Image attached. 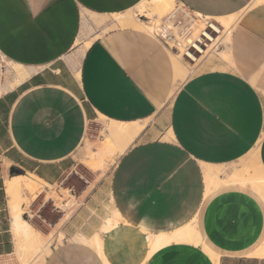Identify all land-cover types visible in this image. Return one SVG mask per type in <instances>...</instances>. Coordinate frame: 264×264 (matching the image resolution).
<instances>
[{"label": "crops", "instance_id": "0c3cea01", "mask_svg": "<svg viewBox=\"0 0 264 264\" xmlns=\"http://www.w3.org/2000/svg\"><path fill=\"white\" fill-rule=\"evenodd\" d=\"M142 1L0 0V262L16 243L6 181L19 175L39 187L42 181L44 190L28 193L30 202L38 196L56 203L46 195L50 186L63 203L66 179L78 166L74 155L101 115L149 122L102 182L107 192L87 181L70 194L85 203L106 195L101 221L81 224L77 234L93 235L114 211L121 219L103 233L104 257L64 230L43 264H210L190 245L163 249L146 263L148 233L193 222L221 264L258 260L249 254L264 241V201L244 185H224L205 197L202 164L230 170L256 148L264 164V140L258 144L264 136V0H176L206 17L239 19L220 48L230 61L206 60L170 103L175 68L168 47L155 34L114 27L106 17ZM94 27L108 31L87 41ZM169 129L174 137L167 140Z\"/></svg>", "mask_w": 264, "mask_h": 264}, {"label": "bare ground", "instance_id": "6f19581e", "mask_svg": "<svg viewBox=\"0 0 264 264\" xmlns=\"http://www.w3.org/2000/svg\"><path fill=\"white\" fill-rule=\"evenodd\" d=\"M174 1L175 0H143L136 7L137 11L130 9L123 13L112 14V26L120 28H135L155 34L157 36L160 34L161 30L162 35L164 29L158 18L165 16L169 12V9L173 6ZM259 1L261 0H257V2ZM142 16H146L148 21L144 20ZM156 16H158V18H155ZM209 19L213 20L210 21ZM238 19L239 17L237 15L230 17L219 16L216 18L206 17L199 24L196 23L198 27H196L195 32H193V38H190L188 41L189 43H192L193 46L197 47L203 54V49L200 47L202 49L201 50L199 46L194 43V39H199V31H203L207 38L213 41L214 37L207 31V24L209 23V27L215 32H224L225 42L229 43L231 40V31L237 24ZM213 21H216V24L218 23L221 25L223 27V31ZM169 25L171 29H174L177 38L181 37L178 34L177 28L173 27L171 24ZM220 38L214 39L217 40L216 42H219L221 40ZM213 45L214 42L212 47H217L216 43V46ZM180 49V46L175 42H169V50L173 57L175 68V89L169 97V102L172 101L176 90L180 88L182 83H184L187 78V69L185 67V63L181 58V54L179 51H177ZM175 51H177V53ZM204 51L205 53L206 51L208 52V50ZM218 55L227 61H230L231 59V54L226 49L219 51ZM190 56L194 58V55ZM195 60H197V58H195ZM106 119V117L102 116L105 132L104 138L97 144L98 152L87 162V165L95 171L99 170L103 166L106 158L114 155L124 154L149 122V120L119 121L115 119ZM173 137L172 130L169 129L164 139L170 140ZM263 140L264 136H262V138L259 140V143L263 142ZM260 159V149L256 148L251 153H249L247 157L240 159L238 162L232 163L231 165L234 168L228 174L225 167L222 165L203 163L202 165L206 183L205 197H208L213 190H216L217 188L224 185H248L258 194L259 198L264 201V164ZM238 165L241 166L238 167ZM6 188L10 199L11 214L14 218L12 221V227L16 236L14 253H16L23 261H26L29 258H34L36 261L35 263L43 264L47 253L49 252L48 242H46V235L34 227L29 220L23 218L22 216V204L26 202V199H28V193H36V191L39 190V185L35 180L19 175L8 179L6 181ZM120 219L121 214L118 211H115L112 216L104 219L101 224L100 232H96L91 236L82 235L81 237H76V239L94 247L96 251H98L103 256V233L116 225ZM148 238L150 242V251L146 258V263H148L159 251L163 249L174 245H190L203 252L208 258L210 264H221L220 253L213 249L204 240L198 225L194 222L186 224L170 233H148ZM249 256L253 258L264 259V241L259 246H257L249 254ZM7 261L8 259L5 260V262ZM105 264L110 263L105 260Z\"/></svg>", "mask_w": 264, "mask_h": 264}, {"label": "rangeland", "instance_id": "374dc122", "mask_svg": "<svg viewBox=\"0 0 264 264\" xmlns=\"http://www.w3.org/2000/svg\"><path fill=\"white\" fill-rule=\"evenodd\" d=\"M178 8H185V7L181 3L175 0L173 6L169 9V12L165 16L161 18H158V16H156L155 18H158L163 25V19L169 13H172L174 9H178ZM134 11H137V8H135ZM106 17L109 19L112 18V16H106ZM142 18L148 21V18L146 16H142ZM209 20L211 21V19ZM214 23L216 24V22ZM216 25L223 31V27L221 25H219L218 23ZM107 31L108 29L103 27L90 28L86 40L87 41L94 40ZM224 34H225L224 32H219L218 38L220 37L223 38H220L221 39L220 43L217 45L218 42H216L217 40L214 39L217 36V34L213 32L212 33V36L214 37V38L212 37L214 42L213 46L217 45V47L216 48L212 47L213 42L212 43L208 42L210 45L208 47V52L206 51V53L204 50H202L199 47L204 55L203 54L199 55V53H196L197 60H192L184 54L186 48L182 42L183 40L182 37H178L175 40H169L167 43L169 44V42L173 41L180 46L181 49L177 51H179V53L181 54V58L185 63V67L187 69V78H188L189 76L193 75L197 70H199L206 60L218 56L219 54L218 51H221L220 48H222V46L223 47L227 46L228 43L225 42ZM159 35H161V30ZM177 51L175 52L177 53ZM190 55L192 54L190 53ZM169 108L166 107L165 111L168 112ZM102 116L103 115L100 116V121L102 125L100 124L99 119L94 122V125L90 128V132L88 133V135H86L84 143H82L81 147L74 155L76 158V163H78L77 164L78 166L76 172H74V178L66 179L65 186L69 189L62 190L68 194V195H64L63 203H62V199L56 194V188L48 186L47 188L48 193H46V195H53L54 197H56V203L48 202V201L44 202L45 198L37 199L38 197L37 196L31 202H30V197H28V199H26L25 202L28 204L23 205V211H22L23 217L29 220L34 227H36L46 235V239H47L46 242H48L49 252L51 251V246L53 244L57 242H62L64 240L65 238V234L63 232L64 230L69 234H77L79 230L78 226H80L81 224H85L84 227H88V225H90L92 221L94 222L101 221V216H103L102 209L107 206L106 205L107 201H103L106 195H93L94 198L89 203H85L82 199L77 200L76 195L75 197L70 195L71 193L81 191L86 185L87 181H90L92 184H97V186L99 185V189L101 193L107 192L106 184L104 185V183L102 182L108 181L109 174L113 166L115 165V162L119 155H114L106 158L103 166L97 171L91 169L87 165L88 160L92 159L98 152V147H97L98 142L104 138L105 126L102 122ZM261 143L258 142L259 145ZM240 166L241 165H238V167ZM233 168L234 167L231 166V169L229 170L226 167L225 169L227 171V174L230 173L233 170ZM70 176L72 175L70 174ZM40 183L41 186L39 188H41V191H43L44 184L42 181H40ZM244 186H248V185H244ZM34 194H31L32 195L31 197H33ZM39 194L40 193H38V195ZM57 205H59L60 207L57 208ZM61 205H66V206L61 207ZM100 229L96 232H100ZM82 235L84 234L78 233L75 236V238L81 237ZM49 252L47 253V255L49 254ZM7 259H8L7 262H0V264H38L35 263L36 261L34 258H29L28 260L23 261L22 259L19 258V256L16 253L9 255ZM224 264H264V259L245 260L240 258H225Z\"/></svg>", "mask_w": 264, "mask_h": 264}, {"label": "built area", "instance_id": "2783aa9c", "mask_svg": "<svg viewBox=\"0 0 264 264\" xmlns=\"http://www.w3.org/2000/svg\"><path fill=\"white\" fill-rule=\"evenodd\" d=\"M206 16L195 13L193 11H190L189 9L185 8H178L173 11L172 14H169L167 17L163 19V33L160 36H156L159 38L166 47L169 46L167 43L169 39L175 40L177 39V36L174 32V29H171V24L173 27H176L178 30V34L182 37V42L186 48V51H184V54L192 59L195 60L197 58L196 53H199V55H202V53L199 51V49L195 46H193L192 43H189V39L193 38V32H195L196 25L202 22ZM207 31L212 35L213 32H215L212 28L209 27V23L207 24ZM217 36L216 39L219 37V33L215 32ZM213 42L212 40L208 39L207 36L203 31H199V39H194V43H196L199 47H201L203 50H208L209 43ZM220 43V41L217 43V45ZM189 51V52H188ZM189 53H192L194 55V58L189 55Z\"/></svg>", "mask_w": 264, "mask_h": 264}]
</instances>
